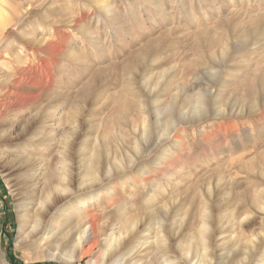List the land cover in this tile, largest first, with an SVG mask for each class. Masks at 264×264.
<instances>
[{"label":"rangeland","instance_id":"rangeland-1","mask_svg":"<svg viewBox=\"0 0 264 264\" xmlns=\"http://www.w3.org/2000/svg\"><path fill=\"white\" fill-rule=\"evenodd\" d=\"M14 3L0 264H264V0Z\"/></svg>","mask_w":264,"mask_h":264},{"label":"bare ground","instance_id":"bare-ground-1","mask_svg":"<svg viewBox=\"0 0 264 264\" xmlns=\"http://www.w3.org/2000/svg\"><path fill=\"white\" fill-rule=\"evenodd\" d=\"M27 14H28L27 11L23 10V9H20V7L14 3V0H0V50H1L2 47H4L6 41L8 40L7 38H8L9 33L11 31L13 32L14 29H17V27H19L21 25V23L24 21V18H25V16ZM52 33H53V31H52ZM46 49L49 51L48 55H51V56H56L57 57L61 53V50L60 49H55L52 44L48 45L46 47ZM45 68L47 69V73L45 74V77L47 78L46 82H47V85L50 86L54 82V77H53V74L50 72L49 67L45 66ZM20 80L21 81H20L19 84H22V85H26V86L30 85V86H35V87H42L43 86L42 83L39 82L37 77L33 76V75H28L27 77H24V78L22 77ZM45 88H47V87H43V89H45ZM6 95L9 96V97L10 96L11 97H15L14 102L13 103L10 102V104L19 106L22 103H24V101H23L24 98H22V95H20V94H14V93H9L8 92ZM4 98H5V96H4ZM69 186L70 185L64 186L65 189L62 190V191L64 192L66 189H69ZM83 206L86 207V204H83ZM45 209H46L45 206L43 204H40V207H39V210H38L39 213L36 212V214H35L36 217L37 218H41L43 213L45 212ZM85 229L86 230H83L78 235V238H77V251L74 253L73 256L70 257L69 261L71 263H75V262H78V261H80V260H82L84 258L90 257L92 255L93 251L99 246V236H98L99 234H98L97 226L96 225H90L88 228H85ZM62 230H64V229H62ZM59 234H60V232H59ZM66 235H67L66 233L64 235H62L60 237L61 239H59V240L60 241L65 240L64 237ZM55 236H57V235H55ZM53 237H54V235H53ZM132 241H133V239H131L129 241V243L125 244L124 247L123 246L122 247L124 249H126L127 247L131 246V242ZM120 245H121V243H119V245L117 243V245H116L117 247L115 249H117ZM111 246L113 247L114 245L111 243V245H109V247L111 248ZM106 256H107L106 253L102 254L103 258H105ZM204 257L207 258L208 256L205 255ZM131 258H133V257H131ZM89 263L90 264H99L97 259H92L91 262H89ZM100 264H106V263L104 261L103 263H100Z\"/></svg>","mask_w":264,"mask_h":264},{"label":"trees","instance_id":"trees-1","mask_svg":"<svg viewBox=\"0 0 264 264\" xmlns=\"http://www.w3.org/2000/svg\"><path fill=\"white\" fill-rule=\"evenodd\" d=\"M11 263L12 264H22L21 262H18L16 259H14L13 257L11 258Z\"/></svg>","mask_w":264,"mask_h":264}]
</instances>
